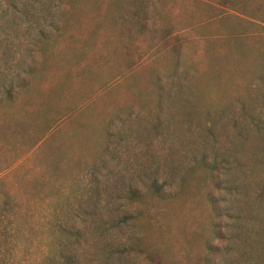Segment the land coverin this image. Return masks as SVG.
Segmentation results:
<instances>
[{"label":"rangeland","instance_id":"1","mask_svg":"<svg viewBox=\"0 0 264 264\" xmlns=\"http://www.w3.org/2000/svg\"><path fill=\"white\" fill-rule=\"evenodd\" d=\"M66 253L264 264V0H0V264Z\"/></svg>","mask_w":264,"mask_h":264},{"label":"trees","instance_id":"2","mask_svg":"<svg viewBox=\"0 0 264 264\" xmlns=\"http://www.w3.org/2000/svg\"><path fill=\"white\" fill-rule=\"evenodd\" d=\"M6 94H7V97L10 98L13 94V91L7 90ZM79 237H80V233L77 231L70 232L66 235V238H68L70 240V242H74V240L78 239ZM62 258H63L62 262L64 264H74V258L70 253L64 254Z\"/></svg>","mask_w":264,"mask_h":264}]
</instances>
